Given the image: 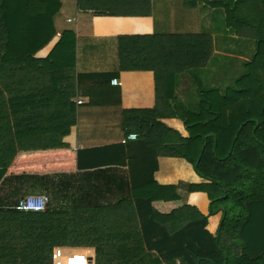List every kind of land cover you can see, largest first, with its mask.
I'll use <instances>...</instances> for the list:
<instances>
[{
  "label": "trees",
  "instance_id": "1",
  "mask_svg": "<svg viewBox=\"0 0 264 264\" xmlns=\"http://www.w3.org/2000/svg\"><path fill=\"white\" fill-rule=\"evenodd\" d=\"M42 1L47 5L45 11L30 15L25 10L26 0H0V179L7 167L4 159L15 152H10L11 116L14 126L17 121L19 127L33 121L53 129L45 135L27 136L20 131L15 137L13 133V147L17 140L19 150L65 147L62 138L74 122L67 116L69 98L57 106L48 87L36 86L47 79L57 82L66 78L55 73L50 79L47 60L33 57L52 37V18L60 7L59 0ZM200 4L221 12L226 34L245 31L255 37L250 59L243 63L244 72L233 80L235 85L197 88L199 103L196 108L187 106L198 112L186 125L189 136H178L179 146L172 147L208 181L188 185V189H204L210 201L209 214L221 212L215 235L206 230L207 215L187 205L161 214L152 208L153 199L137 198L119 200L111 209L99 204L86 209L88 206L79 201L70 210L49 205L43 211L23 212L14 208L18 196L0 202V264H51L56 246L91 249L94 264H161L174 259L183 264H264V0H183L185 8H199ZM210 40L203 34L124 38L121 61L124 66L153 70L156 108L169 106L161 103L159 91L168 94L175 76L185 71L195 78V69L208 66ZM142 41L147 43L145 54ZM145 59L147 67L143 66ZM16 91L24 102L32 96L28 109L33 108L34 119L24 117L27 103H22L23 112L18 115L11 110ZM58 109L64 117L56 115ZM203 109L202 116L199 112ZM43 111L50 117H44ZM29 182L21 184L30 188L28 192L39 190L56 196L60 191L58 183L47 176H33ZM126 207L136 214L109 213Z\"/></svg>",
  "mask_w": 264,
  "mask_h": 264
},
{
  "label": "crops",
  "instance_id": "2",
  "mask_svg": "<svg viewBox=\"0 0 264 264\" xmlns=\"http://www.w3.org/2000/svg\"><path fill=\"white\" fill-rule=\"evenodd\" d=\"M59 2L60 7L52 18L54 33L33 57L47 60L52 71L50 79L55 73L66 78L61 77L57 82L47 79L36 86L48 87L53 95L51 101L57 106L69 98L67 116L71 115L74 122L62 138L65 147L19 150L17 140L13 147V133L15 137L20 131L27 136L45 135L53 129L33 121L24 127H19L17 121L14 126L10 117V152H15L4 159L7 167L0 179V202H11L20 192L19 197L43 195L47 207L70 210L80 201L88 206L86 209L95 204L111 209L119 200L151 198L152 208L161 214L182 205L196 208L207 215L206 230L215 235L221 212L209 214L210 201L204 189H188V185L199 186L208 181L200 178L192 164L177 156L172 147L179 146L178 136H189L186 125L198 112L187 106L196 108L199 103L197 88L223 89L235 85L233 80L244 72L243 63L250 59L254 34H226L202 27L203 20L210 16L200 15L198 8H185L183 0ZM46 6L42 0H26L25 10L36 15L43 13ZM221 29L225 30V26ZM168 34L208 35L212 54L208 66L194 70L195 78L185 71L179 74L191 81H181L178 85L171 82L173 88L168 94L159 91L161 103L170 105L156 108L154 71L135 69L132 64L124 66L120 47L124 38ZM141 50L144 54L147 51L146 41H142ZM147 62L145 59L143 66L147 67ZM112 79H117L119 84H112ZM18 95L16 91L11 97L14 104L11 110L18 115L19 111L23 112L22 103H27L24 117L34 119L33 108L28 109V103H33L32 96L24 102ZM199 113L203 116L205 110ZM42 115L50 117L45 111ZM56 115L64 117L63 110L58 109ZM166 128L174 133H166ZM130 133L137 134V139L126 140ZM33 176H47L57 182L60 191L56 197L29 193L30 188L21 186L29 184ZM120 210L112 209L109 213L136 214L131 207ZM67 251L94 254L87 248ZM161 264L183 262L174 259Z\"/></svg>",
  "mask_w": 264,
  "mask_h": 264
},
{
  "label": "built area",
  "instance_id": "3",
  "mask_svg": "<svg viewBox=\"0 0 264 264\" xmlns=\"http://www.w3.org/2000/svg\"><path fill=\"white\" fill-rule=\"evenodd\" d=\"M111 83L119 84L117 79H112ZM81 101H78V104ZM135 133L126 136V140H136ZM47 207V199L43 195H26L18 199L14 208L18 211H43ZM90 254L88 251H67L61 246L52 249L51 264H90Z\"/></svg>",
  "mask_w": 264,
  "mask_h": 264
},
{
  "label": "rangeland",
  "instance_id": "4",
  "mask_svg": "<svg viewBox=\"0 0 264 264\" xmlns=\"http://www.w3.org/2000/svg\"><path fill=\"white\" fill-rule=\"evenodd\" d=\"M201 6H202L201 4L198 6L199 7L198 10H200V12H202V13H200V15L204 14V16L205 15L210 16V17H207L206 20H203V26L202 27H205L206 26V27H210L211 30H217V32H224L221 29V27H223V25H225L224 24V19H223L224 17L221 14V12L220 11L218 12V10H211L208 7L203 8ZM210 18H211V21H210ZM242 34H245L246 35V32L244 31V32H242ZM187 80L191 81V79L188 78L187 76L184 79V76L183 75H177V76H175L173 78L172 83L174 81V84H177L178 85L179 83H181V81L184 82V81H187ZM35 191L36 190H34L33 192H35ZM37 191L38 192H36V193H39V194H44V195H49L50 194L49 192H47V193H49V194H47V193H44L43 191H39V190H37ZM33 192H29V193H33ZM20 195H22V194L19 192V194L16 195V197H18ZM56 195H57V193H56ZM54 208H56V206H54ZM65 250H67V249L65 248Z\"/></svg>",
  "mask_w": 264,
  "mask_h": 264
},
{
  "label": "water",
  "instance_id": "5",
  "mask_svg": "<svg viewBox=\"0 0 264 264\" xmlns=\"http://www.w3.org/2000/svg\"><path fill=\"white\" fill-rule=\"evenodd\" d=\"M90 264H94L93 256L90 257Z\"/></svg>",
  "mask_w": 264,
  "mask_h": 264
}]
</instances>
